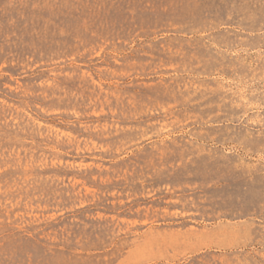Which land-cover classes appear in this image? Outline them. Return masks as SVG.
I'll return each instance as SVG.
<instances>
[{
  "label": "rangeland",
  "instance_id": "374dc122",
  "mask_svg": "<svg viewBox=\"0 0 264 264\" xmlns=\"http://www.w3.org/2000/svg\"><path fill=\"white\" fill-rule=\"evenodd\" d=\"M0 264H264V0H0Z\"/></svg>",
  "mask_w": 264,
  "mask_h": 264
}]
</instances>
